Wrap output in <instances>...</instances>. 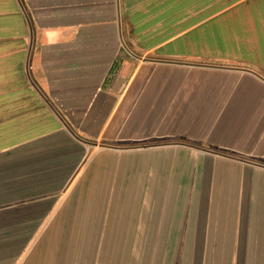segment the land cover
<instances>
[{
    "label": "crops",
    "instance_id": "obj_1",
    "mask_svg": "<svg viewBox=\"0 0 264 264\" xmlns=\"http://www.w3.org/2000/svg\"><path fill=\"white\" fill-rule=\"evenodd\" d=\"M0 264H264V0H0Z\"/></svg>",
    "mask_w": 264,
    "mask_h": 264
}]
</instances>
